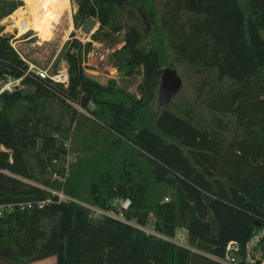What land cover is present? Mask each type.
<instances>
[{
  "label": "trees",
  "instance_id": "16d2710c",
  "mask_svg": "<svg viewBox=\"0 0 264 264\" xmlns=\"http://www.w3.org/2000/svg\"><path fill=\"white\" fill-rule=\"evenodd\" d=\"M74 2L93 40L125 33L118 70L152 94L89 76L74 33L66 85L28 72L2 36L21 4L0 0V82L19 81L0 92V264H220L264 229V0ZM167 69L182 85L155 109ZM116 199L125 220L87 206ZM181 229L187 247L165 239Z\"/></svg>",
  "mask_w": 264,
  "mask_h": 264
},
{
  "label": "rangeland",
  "instance_id": "374dc122",
  "mask_svg": "<svg viewBox=\"0 0 264 264\" xmlns=\"http://www.w3.org/2000/svg\"><path fill=\"white\" fill-rule=\"evenodd\" d=\"M16 1L21 4V6H19L16 11L19 9H24L23 6L25 4V1ZM68 7L65 9L68 10L65 13H62V16L60 15L61 17L59 16L60 18L55 17L54 21L52 20V22L54 23H52L51 25H47V27L44 25L45 23L42 21V18H40L39 21L37 20V22H35V18H33L35 17L33 13L34 10H32L28 21L29 23L38 27L39 31H41L40 37L35 29L28 28L27 31L22 30V28L20 27V19L26 18V15L21 12L14 18L13 16L15 15L16 11L11 16L2 21V34H10L9 38H11L12 46L18 53L22 55V57L23 55L26 57L29 64L31 62L33 63V65L42 70L48 69L49 73L51 75H54L58 70L62 69L66 65L64 59L57 58L64 44L72 39L71 35L72 33H74L75 39H79L83 43L89 41L92 42V50L85 59V71L89 76L93 77L95 80L104 85L108 84L109 81L114 80L118 89L128 91L137 96H142L146 93L152 94V92L147 90V88L145 87L141 75H134L129 77L119 72L118 68L121 65V61H119L114 56V54L119 49H121L123 44L117 43L114 38L108 42H105L99 40L100 38L93 40L91 38L92 35H83L81 33V28L74 26L73 23V16L77 10L74 0H69ZM99 27L100 24L98 26V29ZM50 29L53 34H51ZM40 38L44 41H47L49 39V42H44ZM54 57L56 58L53 61ZM116 63L118 65H115ZM13 83L14 81L11 79H8L7 81H1L0 92L2 90H6V87L9 84L13 85ZM174 92H176V89L167 86L162 77V79L158 83V87L153 92L154 108L162 109L166 107L169 101V97ZM69 157L74 160L75 155L70 154ZM55 261V257H50L32 264H55Z\"/></svg>",
  "mask_w": 264,
  "mask_h": 264
},
{
  "label": "built area",
  "instance_id": "2783aa9c",
  "mask_svg": "<svg viewBox=\"0 0 264 264\" xmlns=\"http://www.w3.org/2000/svg\"><path fill=\"white\" fill-rule=\"evenodd\" d=\"M22 24L26 26V22L22 21ZM22 26V27H24ZM21 27V26H20ZM21 27V28H22ZM27 31V29L25 30ZM85 65V63H84ZM28 72H32L41 78H49L57 83L67 84L69 77L67 72V64L60 70H58L54 75L49 73V70H42L33 64H29ZM19 81H14L13 85L9 84L6 90H12L15 84ZM60 198H65L63 194H59ZM91 211L93 217H99L102 215H109L116 217L121 220H125L123 212L127 211L131 206V201L129 199L125 200H114L112 206L117 208L118 212L109 211L101 209L95 206L87 205ZM3 207H0V211ZM146 234H152L155 236H161L157 233L151 226H138ZM165 238V237H163ZM170 242H173L180 246H188V236L184 229L178 230L173 238H165ZM215 261L220 264H264V229L257 232L250 240H248L244 245H241L237 241H230L225 247V253L222 257L211 256Z\"/></svg>",
  "mask_w": 264,
  "mask_h": 264
},
{
  "label": "bare ground",
  "instance_id": "6f19581e",
  "mask_svg": "<svg viewBox=\"0 0 264 264\" xmlns=\"http://www.w3.org/2000/svg\"><path fill=\"white\" fill-rule=\"evenodd\" d=\"M25 4L27 7L31 5L33 6V13L35 16L33 18H35V22H37V20L39 21V19L42 18V21L44 23H47L49 21L52 22V20L54 21V18L59 17L69 5L68 0H25ZM52 6L54 7V9H52ZM23 11L24 10L16 11L13 17L19 15L21 12L23 13ZM45 25L47 26V24ZM20 26H24L22 22L20 23ZM28 28L31 29V26L27 23L26 26L22 27V30L25 31Z\"/></svg>",
  "mask_w": 264,
  "mask_h": 264
},
{
  "label": "water",
  "instance_id": "95a60500",
  "mask_svg": "<svg viewBox=\"0 0 264 264\" xmlns=\"http://www.w3.org/2000/svg\"><path fill=\"white\" fill-rule=\"evenodd\" d=\"M99 23L94 18L87 19L81 27V33L85 36L92 35L98 30ZM4 37H9L10 34L4 33L2 34ZM125 40V33H120L116 36V41L118 43L124 42ZM115 65H118L117 63ZM163 79L167 86L173 87L174 89L178 90L181 85L182 81L178 78L176 71L172 69H167L164 73ZM2 90L1 92H3Z\"/></svg>",
  "mask_w": 264,
  "mask_h": 264
},
{
  "label": "crops",
  "instance_id": "0c3cea01",
  "mask_svg": "<svg viewBox=\"0 0 264 264\" xmlns=\"http://www.w3.org/2000/svg\"><path fill=\"white\" fill-rule=\"evenodd\" d=\"M25 1V0H24ZM68 4H69V0H68ZM23 8L24 9H19V10H24L23 11V14L24 15H26V18H23V19H25V20H23V19H20V23L22 22V21H25L26 23H28L30 26H31V29H35V31L38 33V35H39V37L41 36V31H39V29H38V27H36L35 25H33V24H31V23H29V18H30V15H31V13H32V10H33V6L31 5V6H29V7H27L26 6V4H24V6H23ZM69 8V7H68ZM25 9H27V10H25ZM53 9H54V7H53ZM68 10V9H67ZM67 10H65L63 13H65ZM18 11V10H17ZM28 11V12H27ZM17 16V15H16ZM23 16V15H22ZM62 16V15H61ZM60 16V17H61ZM21 17V16H20ZM59 17V18H60ZM15 18V17H14ZM13 18V19H14ZM28 21V22H27ZM52 23H54V22H51V21H49V22H47V23H45V24H47V25H51ZM44 24V25H45ZM46 26V25H45ZM47 27V26H46ZM50 31H51V29H50ZM49 31V32H50ZM51 34H53L52 33V31H51ZM51 36V35H50ZM41 39V38H40ZM115 40H116V37L114 38ZM42 41H44L43 39H41ZM44 42H49V39L47 40V41H44ZM117 42V41H116ZM118 43V42H117ZM122 44H124V42H121ZM20 54V53H19ZM21 55V54H20ZM22 56V55H21ZM29 57V56H28ZM30 58V57H29ZM55 58L56 57H54L53 58V61L55 60ZM23 59L28 63V61H27V59H26V57L23 55ZM29 64V63H28ZM30 64H33V63H31L30 62Z\"/></svg>",
  "mask_w": 264,
  "mask_h": 264
}]
</instances>
